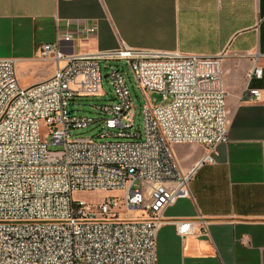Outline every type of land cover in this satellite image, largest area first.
<instances>
[{
  "label": "built area",
  "instance_id": "1",
  "mask_svg": "<svg viewBox=\"0 0 264 264\" xmlns=\"http://www.w3.org/2000/svg\"><path fill=\"white\" fill-rule=\"evenodd\" d=\"M95 31L86 23L57 30L55 40L40 49L56 62L52 75L27 87L18 81L16 60L0 58V264H156L162 224L172 222L183 237L208 225L203 218L168 220L163 210L191 197L188 182L195 170L179 168L172 145H204L197 167L213 161L217 146L228 140L222 56L123 42L92 52L62 50ZM126 69L141 92L161 95V102L146 98L141 106L142 129L135 123ZM261 72L255 66L247 74L249 96L258 97L259 90L248 85ZM87 96L102 97L92 104L95 114L77 113L71 104ZM93 125L99 126L98 138L73 136ZM91 190L123 192L97 204L73 197Z\"/></svg>",
  "mask_w": 264,
  "mask_h": 264
},
{
  "label": "crops",
  "instance_id": "2",
  "mask_svg": "<svg viewBox=\"0 0 264 264\" xmlns=\"http://www.w3.org/2000/svg\"><path fill=\"white\" fill-rule=\"evenodd\" d=\"M94 24L95 34L62 45L92 52L129 47L221 55L228 140L213 161L197 162L204 145H172L179 168H195L191 197L177 198L163 210L168 220H208L206 228L180 236L172 222L156 237V264H264V0H0V58H13L27 72L16 74L27 87L49 78L53 59L41 45L57 30ZM64 61L60 60L59 65ZM255 66L261 76L248 87Z\"/></svg>",
  "mask_w": 264,
  "mask_h": 264
},
{
  "label": "rangeland",
  "instance_id": "3",
  "mask_svg": "<svg viewBox=\"0 0 264 264\" xmlns=\"http://www.w3.org/2000/svg\"><path fill=\"white\" fill-rule=\"evenodd\" d=\"M17 66V72H27L28 69L25 66H22L16 62ZM101 68H102V76H103V83L102 87L106 91H108L111 88L110 84L108 83L107 79L104 77L106 74V68H105V62L101 61ZM126 80L129 87V90L131 92V95L133 97V103L135 105V109L137 112V116L135 118L136 125H139V128L142 129V118L140 116V108L145 103L146 98L149 100L152 104H157L161 102V95L157 92H141V90L138 89V87L135 85L134 77L132 72L129 69H126ZM109 97V96H108ZM102 97L100 96H87V97H79L76 98L71 104V107L73 109H77L76 112L79 114H95V111L92 109V104L100 101ZM133 110H130L129 116L130 121H133L132 117ZM99 133V126L93 125L83 130H78L73 132L74 137H91V138H98ZM41 135L45 142H49L48 134L45 133V123L44 121H41ZM51 149H55L56 147H50ZM139 183H135V187H138ZM122 190H91V191H77L73 193V197L84 200L86 202H89L91 204H97L100 201L104 200L107 196H121ZM127 216H132L135 214V212H127Z\"/></svg>",
  "mask_w": 264,
  "mask_h": 264
}]
</instances>
